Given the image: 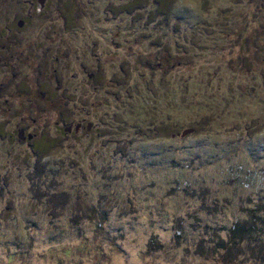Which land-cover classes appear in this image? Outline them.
<instances>
[{
    "label": "rangeland",
    "instance_id": "rangeland-1",
    "mask_svg": "<svg viewBox=\"0 0 264 264\" xmlns=\"http://www.w3.org/2000/svg\"><path fill=\"white\" fill-rule=\"evenodd\" d=\"M0 264H264V0H0Z\"/></svg>",
    "mask_w": 264,
    "mask_h": 264
},
{
    "label": "trees",
    "instance_id": "trees-1",
    "mask_svg": "<svg viewBox=\"0 0 264 264\" xmlns=\"http://www.w3.org/2000/svg\"><path fill=\"white\" fill-rule=\"evenodd\" d=\"M170 60V59H169ZM252 228H253V225H252ZM249 231V230H247ZM246 231H243V230H239V229H235L233 231V234H231V237H230V242H235V244H239V243H242L244 242L249 236L245 235ZM233 244V243H232Z\"/></svg>",
    "mask_w": 264,
    "mask_h": 264
},
{
    "label": "water",
    "instance_id": "water-1",
    "mask_svg": "<svg viewBox=\"0 0 264 264\" xmlns=\"http://www.w3.org/2000/svg\"><path fill=\"white\" fill-rule=\"evenodd\" d=\"M19 25H21L22 24V21H19V23H18ZM78 125H77V127H76V130L78 129ZM70 128H68V130H69ZM189 131H191V129H188V130H185L184 132H183V134H185V133H188ZM18 137L19 138H26V136L24 135V129H20L19 131H18ZM32 137V135L29 133L28 135H27V138H31Z\"/></svg>",
    "mask_w": 264,
    "mask_h": 264
},
{
    "label": "flooded vegetation",
    "instance_id": "flooded-vegetation-1",
    "mask_svg": "<svg viewBox=\"0 0 264 264\" xmlns=\"http://www.w3.org/2000/svg\"><path fill=\"white\" fill-rule=\"evenodd\" d=\"M26 134H27V133H26ZM28 134H29V133H28ZM28 134H27V135H28ZM27 135H25V136H26V138H27ZM27 139H29V138H27Z\"/></svg>",
    "mask_w": 264,
    "mask_h": 264
}]
</instances>
